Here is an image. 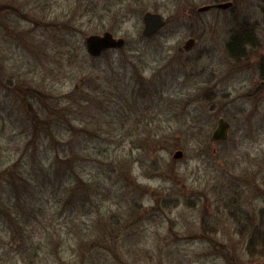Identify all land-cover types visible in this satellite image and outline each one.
Returning a JSON list of instances; mask_svg holds the SVG:
<instances>
[{"label": "rangeland", "instance_id": "obj_1", "mask_svg": "<svg viewBox=\"0 0 264 264\" xmlns=\"http://www.w3.org/2000/svg\"><path fill=\"white\" fill-rule=\"evenodd\" d=\"M263 7L0 0V264H264ZM105 32L124 46L91 57Z\"/></svg>", "mask_w": 264, "mask_h": 264}, {"label": "water", "instance_id": "obj_2", "mask_svg": "<svg viewBox=\"0 0 264 264\" xmlns=\"http://www.w3.org/2000/svg\"><path fill=\"white\" fill-rule=\"evenodd\" d=\"M232 4L230 2L223 3V4H217V5H206L198 9V12H204L212 7L218 8V9H226L230 7ZM143 23L144 28L142 30V34L145 37H149L156 32H158L162 27H164L165 22L158 14H151V13H145L143 16ZM193 39H188L183 46V49L185 51H188L193 45H194ZM85 44L88 54L91 57H98L100 56L104 51L109 49H117L124 46L125 42L121 38H115L111 33L105 32L102 35H90L85 38ZM229 131V125L228 123L220 118L217 121V128L214 130L212 134V138L214 141H225L227 138V134ZM182 156L181 151H176L173 154L174 159H178Z\"/></svg>", "mask_w": 264, "mask_h": 264}, {"label": "trees", "instance_id": "obj_3", "mask_svg": "<svg viewBox=\"0 0 264 264\" xmlns=\"http://www.w3.org/2000/svg\"><path fill=\"white\" fill-rule=\"evenodd\" d=\"M262 11H263V21H264V7H263ZM244 35L245 34H243V36ZM253 44H254L253 36L243 40V37L241 35H239V34L233 35L231 37V39L229 40V44H228L229 53L233 56L235 54V52H241V50L245 47V45L251 46ZM84 61L87 62L86 58L84 59ZM262 68H264V66H262ZM105 78H106V76H105ZM31 121L34 122V126L36 127L37 124L35 123V120L32 119ZM45 121L47 123V118H45ZM47 126H48V124L46 125V127ZM73 138L74 137H72V140H73ZM70 143L72 145L68 149H66L65 157L63 158L64 160L62 163L65 166L67 164L68 172L71 174L69 176V181L67 183L73 184L75 189H77V191H78L79 189H83V188H82L80 176L78 174V166H75L74 160L78 156V154H80V149L77 148L76 145L73 144V142H70ZM54 171H55V175H56L55 180H60V178H61V175L59 173L60 170L54 169ZM19 180H21V179H19ZM21 181L23 182V185L26 184V187H27V182L25 180H21ZM62 185H64V182H62ZM33 189L35 190L36 186H33ZM25 190H27V188ZM66 198H68V200L72 203H74V201H75V200H73L72 196H70V197L68 196Z\"/></svg>", "mask_w": 264, "mask_h": 264}, {"label": "flooded vegetation", "instance_id": "obj_4", "mask_svg": "<svg viewBox=\"0 0 264 264\" xmlns=\"http://www.w3.org/2000/svg\"><path fill=\"white\" fill-rule=\"evenodd\" d=\"M227 3H228V2H227ZM230 3L233 4L232 2H230ZM217 4H222V3H214V4H211V6H212V5L214 6V5H217ZM230 7H232V5H231ZM230 7H229V8H230ZM212 9H218V8H214V7H212L210 10H212Z\"/></svg>", "mask_w": 264, "mask_h": 264}]
</instances>
